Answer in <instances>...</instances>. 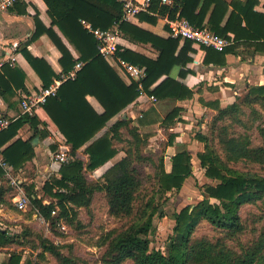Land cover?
Masks as SVG:
<instances>
[{"label": "trees", "instance_id": "trees-1", "mask_svg": "<svg viewBox=\"0 0 264 264\" xmlns=\"http://www.w3.org/2000/svg\"><path fill=\"white\" fill-rule=\"evenodd\" d=\"M43 1L51 24L46 27L35 13V31L31 41L47 35L61 54L58 60L61 70L55 71L44 57L32 54L28 47L30 44L19 48L40 77L41 89L47 88L53 79L68 74L76 63L82 62L84 65L75 79L64 81L56 95L47 98L34 116H20L0 132V155L14 172L29 162L37 167L35 139L46 142L44 144L49 155L58 150L56 144L48 141L47 128L59 131L69 146L71 160L67 163L50 162L49 169L55 173L47 175L42 188L44 194L52 199L49 204H44V200L37 196L33 184L26 186V193L23 192L30 210L49 220L54 228L58 222H62V218L71 221L76 214L74 209L88 208L95 192H103L108 213L112 217L125 219L134 216V221L125 228L106 236V247L101 258L103 264H264V223L245 249L237 251L229 245V241L235 240L245 230L241 207L264 199V175L235 167L239 162H249L264 169V85L248 86L244 95L236 94L232 104L216 107V113L208 124V135H195L204 147L196 158L205 168L204 176L216 181V184L205 186L203 199L199 203L174 214L173 235L165 251L153 249L149 234L153 230L154 217L162 216L155 197L174 189L179 191L185 180L192 177V154L187 150H178L173 156L165 153L159 157L154 173L157 190L149 200L141 203L139 209L135 208V201L141 179L134 162L143 158L137 159L134 154L137 149L125 150V156L101 176V183L92 184L87 180V171H94L118 154L115 141L119 140L121 129L129 127L132 139L137 141L139 138L138 130L130 126V121L121 118L102 135L98 134L112 118L140 97V90L139 84L132 80L125 84L99 54L96 39L83 27L81 20L102 30L118 24L122 37L133 43L150 44L158 51L156 60L127 49L117 53L125 61L145 67L146 77L140 84L146 95L158 100L192 97L191 90L170 78L174 66L185 67L192 61L188 56L192 42L185 40L178 50L179 39H163L123 21L122 5L117 0ZM160 1L152 0L149 11L138 13V19L155 24L158 16L168 15L169 19H174L179 12V16L187 19L195 28L207 27L228 40L229 33L234 35L232 44L221 52L201 46L206 63L222 65L225 56L236 53L241 46L264 51V13L254 9L259 5V0H180L173 8L160 4ZM118 49L121 50V47L118 46ZM163 76L166 78L151 89ZM17 89L24 90L23 74L17 68L4 64L0 68V96L9 103ZM90 98L98 103L101 111L93 107ZM179 111V108H173L166 115L162 122L164 127L169 128L176 121ZM254 123H257L260 139L258 145H253L248 134ZM26 124L31 126L34 134L24 141L19 130ZM235 126L244 128V132H236ZM175 137V134H169L166 149L173 145ZM82 147L88 157L87 162L77 157ZM165 162L170 166V171L166 170ZM4 175V170L0 168V177ZM2 192L0 189V203L5 202ZM212 199L214 202H211ZM54 210L56 214L52 215ZM201 222L217 230L220 236L215 239L195 236ZM15 237L8 230L1 229L0 248L13 244ZM40 244L43 253H49L59 264L74 263L53 243L41 240ZM21 261L22 255L13 252L2 264H21Z\"/></svg>", "mask_w": 264, "mask_h": 264}, {"label": "crops", "instance_id": "crops-1", "mask_svg": "<svg viewBox=\"0 0 264 264\" xmlns=\"http://www.w3.org/2000/svg\"><path fill=\"white\" fill-rule=\"evenodd\" d=\"M179 1L175 0V6H177ZM240 1L245 2L246 0ZM20 3H23V5ZM263 4L264 0H259V5L254 9L264 13ZM47 10V6L43 0H23L8 11L0 12V68L4 64H9V66L20 70L24 76V90H15L16 95L10 99L9 103L5 102L0 96L1 117H13L19 114L21 111V100L25 96L33 94L34 91H39L42 87L40 77L24 58L19 48L26 43L30 44L28 47L32 54L44 57L55 71L61 70L58 62L61 54L47 35H42L36 40L31 41L35 31L33 15L36 13L41 22L46 27H49L51 18ZM177 15H180V13L177 12L175 17ZM168 20L173 19H169L168 15L158 16L157 22L152 24L140 21L136 16L127 22L157 37L167 39L171 37ZM56 31L62 37L57 29ZM228 37L230 40L234 39L232 33H229ZM184 42V40H179L178 50L183 46ZM13 46H16V51H13ZM119 46L122 50L127 49L153 60H156L158 57V51L150 44L133 43L122 36ZM188 56L192 61L185 67L174 66L170 72V78L191 90L193 92L191 98L183 100L156 99V101H151L148 95H140L132 104L112 118L108 122V127L121 118L130 121V126L135 127L139 133L157 132V135H159L164 130L162 122L166 115L173 108H179L180 111L176 121L168 129L176 137L173 145L168 147L167 155L173 156L178 150H187L192 153L191 151L197 149V145L199 144V141L194 136L195 133H205L208 121L216 113V107H226L232 104L235 101L236 94H240V91L246 92L248 86L264 85V51H257L248 46H241L237 49L236 53L227 54L225 56V63L219 65L214 62H204L205 52L201 46L192 44ZM195 59L199 61V65H194ZM105 60L117 72L125 84L131 82L132 79L125 75L113 61ZM181 72L184 74L181 75ZM165 78L166 76L161 77L151 89H154ZM90 101L96 110L101 111V107L97 102L91 98ZM46 130L49 132L48 141L56 144L58 149L60 145L69 148L65 142V138L59 131H54L50 128ZM120 132H122V129ZM33 134V129L29 124L24 125L19 130V135L24 141L31 138ZM154 137L156 138V136ZM33 143L37 155L39 173L41 175L43 173L46 174L49 171L51 162L50 156L46 152L44 144L46 142L42 143L37 138ZM84 147L81 149L83 150ZM81 149L77 152L79 159ZM193 155L196 157V154ZM124 156V152L118 149V154L114 158L95 169L94 172L98 173L97 175L101 177ZM81 159H85L86 161L88 157L83 156ZM33 165L32 162L26 163L20 172H26ZM39 179L41 178H38L36 182H39ZM36 189L38 191L39 188L36 187ZM38 197H41L40 194H38ZM44 201L48 204L50 202L48 199H44Z\"/></svg>", "mask_w": 264, "mask_h": 264}, {"label": "rangeland", "instance_id": "rangeland-1", "mask_svg": "<svg viewBox=\"0 0 264 264\" xmlns=\"http://www.w3.org/2000/svg\"><path fill=\"white\" fill-rule=\"evenodd\" d=\"M244 94V91H240L239 95L242 96ZM209 122L210 120L207 123L205 133L202 135H208ZM256 126L257 123L252 124V129L248 131L253 145L260 143ZM162 127L164 130L159 135H157V132L138 133L139 138L137 141L132 139L129 134V127H126L120 132L119 140L115 141L117 149H121L123 152L127 149H137L134 152L135 156H137V159L143 158V160L134 162V166L137 168L141 179V186L135 201L136 209L140 208L142 202L149 200L157 190L154 178L155 168L159 157L165 153L167 154L168 148L166 149V144L168 136L170 133H173L168 130L167 126L164 127L162 124ZM107 130L108 125L99 134L102 135ZM234 130L238 133L244 132V128L240 126H235ZM196 134L201 133L197 132ZM213 144L218 148L215 142ZM203 150V143L199 142L197 149H193L191 154H197ZM80 152V159L86 156L82 149ZM71 159L70 156L69 160ZM81 160L85 161V159ZM165 164L167 163L165 162ZM191 164L193 175L185 180L179 191L174 189L162 194V196L158 195L157 198L155 197L156 203L159 205V214L162 216L156 215L154 217L153 230L149 234L150 247L153 249L165 251L166 246L171 243L170 238L173 235L175 225L174 214L184 207H192L199 203L203 199L205 186L216 184V181L204 176L205 168L200 166L199 161L194 155L192 156ZM235 167L241 170L258 171L264 175V169L257 164L239 162L235 164ZM166 170L170 171L168 164L166 165ZM54 173L49 169L46 174L43 173L41 175L37 165V167L30 166L24 173L20 172V170L14 172L10 168L7 176L0 177V189L3 190L2 198L5 201L4 203H0V228L8 230L12 235L16 236L13 244L8 245L6 248H0V264L7 261L13 252L22 255L21 264H25L27 261L30 264H59L49 253H43L40 244L41 240H47L58 246L64 255L74 260L73 264H103L101 258L106 247V236L112 231H120L134 221V216L125 219L112 217L108 213V205L104 193L99 191L94 193L88 208L81 207L74 209L76 214L71 221L62 218V223L67 227L65 232L61 231L58 226L52 228L49 220L45 219L47 222L43 224L35 216L36 212L30 210V207L26 211L17 209L13 203V198L20 192V189L26 193L25 189L29 184L35 186L34 192H36L37 196L40 194L42 200L48 199L52 201V199L44 194L42 188L47 175ZM97 174L94 171H87L86 178L92 184L101 183L103 180ZM38 178L41 179H39V182H36ZM13 182L15 183L13 184ZM36 187L39 188L38 191ZM211 202H214V200L212 199ZM43 203L48 204L45 201ZM240 215L244 221L245 230L235 240L229 241V245L237 251L245 249L250 244L264 223V199L254 204H245L240 209ZM195 236H206L210 239H215L220 236V233L206 222H201L195 230Z\"/></svg>", "mask_w": 264, "mask_h": 264}, {"label": "built area", "instance_id": "built-area-1", "mask_svg": "<svg viewBox=\"0 0 264 264\" xmlns=\"http://www.w3.org/2000/svg\"><path fill=\"white\" fill-rule=\"evenodd\" d=\"M23 0H0V12H6L10 8H13L17 3ZM152 0H118L122 5V20L129 21L136 17L138 13L148 12ZM161 4L167 5L170 8L175 6V0H161ZM83 27L93 35L97 41V50L99 54L107 60L113 61L122 72L127 75L134 82L138 83V88L140 90V95H145L140 82L146 77L145 67H141L132 63L125 61L119 55L118 49L121 40V33L118 28V24L113 27L102 30L99 28H93L91 24L81 20ZM168 26L170 30V36L172 38H177L179 40H189L192 44L198 46H204L212 48L218 52L223 51L226 47L232 44V40L220 37L215 33L208 30L207 27L195 28L187 19L179 17L177 15L175 19L168 20ZM16 46H13V51H16ZM194 65H199L197 59L194 60ZM82 62L75 64L73 69L68 74H62L59 78L54 79L52 83L47 88H42L38 93H33L31 95L25 96L20 103L21 111L19 114L13 117H1L0 116V132L6 130L16 119L20 116H34L35 111L43 105L47 98L55 96L59 86L68 79H75L76 74L83 67ZM151 101H156L154 96H149ZM69 148L64 145L59 146V150L50 155V161H57L60 163H67L70 159L68 154ZM0 168L4 170L5 175L9 174L10 168L3 161L0 155ZM15 182H13L14 184ZM13 203L20 211H26L28 208V199L23 193L22 189L13 198ZM56 214V210L52 211V215ZM35 216L39 218L43 224H46V220L39 214L35 213ZM58 228L65 232L66 225L62 222L57 223Z\"/></svg>", "mask_w": 264, "mask_h": 264}, {"label": "water", "instance_id": "water-1", "mask_svg": "<svg viewBox=\"0 0 264 264\" xmlns=\"http://www.w3.org/2000/svg\"><path fill=\"white\" fill-rule=\"evenodd\" d=\"M34 144V143H33ZM0 230H1V228H0Z\"/></svg>", "mask_w": 264, "mask_h": 264}]
</instances>
